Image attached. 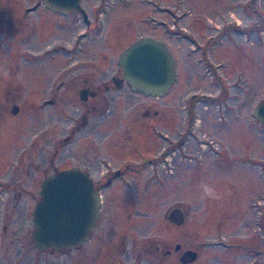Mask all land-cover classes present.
I'll return each instance as SVG.
<instances>
[{
  "label": "rangeland",
  "instance_id": "obj_1",
  "mask_svg": "<svg viewBox=\"0 0 264 264\" xmlns=\"http://www.w3.org/2000/svg\"><path fill=\"white\" fill-rule=\"evenodd\" d=\"M35 1L0 0V35L4 36L0 40L10 42L0 45V82L7 78L12 83V96L19 106L13 114L11 102H4L0 112V264H28L40 257L34 256L38 253L31 238V219L42 180L48 174L74 166L81 168L79 163L98 159L103 163L92 173L98 179V172L107 170L106 167H120L128 156L138 158L135 150L125 154L116 150L115 144L131 133L150 132L147 127L132 125L136 118H145L147 108L159 111L155 118H160L163 130L167 131L165 118H182L186 114L183 105L191 113L195 111L197 117L200 114L202 118H213V123L203 124L205 133L212 136H217L214 118L241 119L231 130L223 132L220 140L212 139L214 142L203 146L204 150L192 151L194 155L190 153L189 160L183 161L176 171L160 167L158 180L153 177L154 162L138 161L140 173L134 178L140 183L141 201L137 208L141 214L135 217L131 213L128 219L126 210L125 218L114 220V228L118 223L121 236L128 243H160L163 239L175 244L182 242L186 248L198 251L199 257L192 264L264 261L262 252L254 254L258 250L264 252V130L253 115L254 108L264 100V0H82L90 20L101 24V31L95 33L94 39H80L70 24L77 18L81 32L85 28L81 14L71 11L62 16L66 27L59 31L62 48L57 49L52 69L49 63L46 68L47 62L40 54L31 58L26 49L25 8ZM18 14L20 17L16 18ZM218 15L230 21L235 19L238 25L232 36L234 41L226 39L217 46L216 56L207 58L212 63L211 69H206L208 61L200 60L199 54L190 57L178 53L175 57L178 81L165 96H145L131 90L129 84L122 88L113 86L108 95L112 98L91 109L95 115L102 113L96 128L100 133H95L96 129L86 130L73 145L71 138L68 143L65 140L71 136L73 124L81 121L77 109L82 108V103L67 104L63 100L59 106H42L40 97H33L37 84L50 87L56 84L58 89L64 83L61 91L73 92L76 75L79 85L84 78L98 84L107 77L106 73L117 69L121 52L141 36L151 35L168 45L177 41L185 46L184 37L188 36L185 28H194L196 20H218ZM42 16L51 19L48 13ZM9 24L12 29L2 33L1 29ZM198 25L196 31L200 34L201 22ZM173 33L176 36L170 40ZM9 49L12 54L7 56ZM7 61L12 68L9 73L2 68ZM59 72L63 77L57 76ZM40 74L46 78H40ZM211 77V82L219 84L222 91L219 105L207 101L215 99V93L213 97L204 95L197 104L186 98L185 102L178 100L180 95L196 93L199 97L207 90L214 91ZM232 85L238 97L226 99ZM245 118H253L252 133ZM149 147L152 150L156 145ZM215 148L221 149V156L214 153ZM246 157L252 158L250 162H245ZM205 185L214 190V196L204 194ZM172 206L185 211V215L180 211L181 226L166 216ZM15 219L18 221L14 224ZM101 223L102 229L107 224L104 217ZM6 224L8 229L4 231ZM86 247L78 250L79 259L84 262H87ZM75 252L46 251L41 258L46 262L52 260L53 264H77ZM151 264L167 262L156 260Z\"/></svg>",
  "mask_w": 264,
  "mask_h": 264
},
{
  "label": "flooded vegetation",
  "instance_id": "obj_2",
  "mask_svg": "<svg viewBox=\"0 0 264 264\" xmlns=\"http://www.w3.org/2000/svg\"><path fill=\"white\" fill-rule=\"evenodd\" d=\"M25 11L28 13V21L24 20V27L27 32L25 43L28 44L26 49L31 58H33V56L36 54H40L42 58H44V61L47 62L45 63L46 68L47 64L49 63L50 69H52V66H55L56 64L57 53L59 51L57 49L62 48L61 42H59V40H62V37H60L61 32L59 31L66 27L62 21V16L66 14L62 13L59 9L47 7L43 0H36L35 3L25 8ZM32 13H35L33 14L35 15L34 18H32L30 15ZM45 13L50 14V16H48L51 18L50 20H48L47 16H42ZM19 17L20 16L18 14L16 18ZM24 17L25 16H23V18ZM218 18V20L206 18L203 22L202 20H196L198 24L201 22L200 27L203 30L200 32V34H198L196 31V27L199 26L198 24H196L194 28L192 26L190 28H185V31L188 32V36L184 37L186 38L184 43L187 42V45L183 43L185 46L179 44L177 41H172L171 43L169 42L168 46L174 58L178 53H180L182 56L190 57L193 55L198 56L197 54H199V59L207 62V58L212 59L216 56L217 46L221 45L223 41L228 39L233 42V38L235 36L233 38L232 36L237 32V21L235 19L230 21L229 19L223 18L221 15H218ZM34 19H38V21L35 22ZM80 21L85 25V28L81 32L78 31L77 18H75L70 24V26H74L72 32H75L74 35L80 39H88L89 37L94 39V36L96 35L95 33L101 31V24H99L97 20L92 21L89 18V22H86L83 15L81 14ZM12 26L13 25L9 24V27L2 28L1 32L3 33V31L12 29ZM41 30L43 33H41ZM175 36L176 35L173 33L169 39L172 40V38ZM1 37L4 36L0 35V38ZM177 39H180V37ZM35 42L36 45H34ZM9 43V40H0V45L2 46L8 45ZM11 54L12 50L9 49L8 52H6V55L10 56ZM206 65V69H211L213 67L210 61H208V64ZM117 66V69L113 73H106L107 77L98 84L92 82L89 83V80L84 78L82 84L79 85L78 75H76L74 80L77 81V83L74 87L75 90H73L71 93L66 92L68 89H65V92L61 91V86L64 83L59 86L58 89L56 84L51 87L48 85L46 86L45 84H37V88L34 89L32 94L33 97H40L39 101L42 106H59L62 104L63 100H67V104H72L74 102L82 103V108L77 109V114L81 116V121L73 124L71 136L69 135L68 138H66L65 143H68L71 138V143L73 145L84 131L98 128L97 121L101 118L102 113L98 115L94 114L93 110L96 104L103 102L107 103L108 99L112 98H109L108 95L110 91L113 90V86L117 88H122L125 85L128 86L129 83L123 78V71L118 61ZM2 68L3 71H8V73L12 70L9 61H7L5 66ZM60 73L61 72H59L57 76H60ZM39 76L40 78H46L44 74H40ZM60 77H63V74ZM177 77L178 76L176 72L175 82L178 81ZM9 79L11 80L12 77ZM212 79L213 78L211 77L209 81L214 86V91L207 90V92L202 93V96L199 97L196 93L180 95L178 100L185 102L186 98L187 101L192 100V102L194 101L195 104H197L200 102V100H203L204 95L213 97L212 95L215 93V99L208 98L207 101H209L211 104L215 103L216 105H219L222 91L221 88L219 89V84L216 82H211ZM129 86L131 88L130 84ZM131 90L133 89L131 88ZM12 91V83L9 82L7 78L3 79L2 82H0V112L4 109L5 103L11 102V112L14 114V109L18 105H16L14 102ZM229 91L230 94H225L226 99H237L238 92L235 90V87L233 88V85ZM150 107L144 112L145 118H136L132 122L133 126L135 124L140 128L147 127L150 129V132H143L142 134L137 133V135L131 133L129 137H125L115 144V149L125 151V154L135 150L137 152L136 155L138 158L128 156L126 158L127 162H125L122 166L115 168L106 167L107 170L98 172V174H100L98 179H94L92 177V173L97 170V167L100 163H103L102 161L95 159L88 160L86 163H79L81 169H84L89 173L93 180L95 189L101 196L100 216L96 222L95 229L90 233L89 240L84 244H80L70 249L47 251L50 253L57 251L63 252L66 250H73L74 252L76 251L75 254H77V264H151V262L156 260L167 262V264H173V261L176 260V258L178 259L177 264H192V262L186 261V252L193 249L186 248L182 242L175 244L172 241L163 239L160 243L153 241L148 243L146 242L145 244L136 242L128 243L125 241L124 236H121L122 232L118 228V223L115 225L117 228H114V220H117L120 217L125 218L124 215L126 210H128V219L132 217L131 213H133L135 217H138V215L141 214L140 210L137 208V205L141 201L140 183L137 178H134L140 173V170L137 168L139 164L138 161L145 159L148 162H154L156 165V171H153V177L158 180V177L161 176L159 175L160 167H169L173 171H176L177 167H182L181 163L183 161L189 160V155L192 153V151L198 152L199 150H204L203 146H207L209 143L214 142L212 139L220 140L223 132L231 130L233 124L239 122L241 118H214L217 120V124H213L215 128L214 133L217 136H212L211 134L205 133L206 131L204 130L206 129V126H203V124L213 123V118H202V115L200 114L199 117H197L195 111L191 113V110L186 105H183L184 108L186 107L185 110H183L186 112V114L182 118H165V123L167 126V131H165L163 130L164 127L160 123V118H155L159 115V111L154 108L152 112ZM245 119L247 129L249 131L251 129L252 133L254 126L251 119L253 118ZM96 130L97 132L95 133H100L98 129ZM48 142L51 143L52 140H49ZM149 145H151V147H149ZM155 145L156 147L153 148ZM148 147L153 149H148ZM215 149L216 150L214 153H216L217 156H221V149ZM191 155H194V153ZM251 159L252 158L249 157L245 162H250ZM103 160H105L106 163V159ZM191 160L194 161L195 159L192 157ZM145 182H147V180H145ZM169 201L172 203L174 202L173 199H170ZM180 211H182L185 215V211L183 209L172 206L166 215L168 220L172 221L170 217H172L175 212L180 214ZM103 217L106 219L107 224L101 229L100 227L102 226L101 221ZM17 221L18 220L15 219L13 223L15 224ZM172 222L174 223V221ZM10 224L11 222L9 223V228ZM176 225L181 226L177 223ZM3 229L4 231H7L8 225L6 224L3 226ZM87 243L88 245H85ZM85 246H88L84 251L85 255L87 256V262H84V259H79L78 250ZM35 250H37L38 254H36ZM35 250L34 256L39 255L40 257L38 259H31V261L34 260V262L29 261L28 264H53L52 260L46 262L44 258H41V254L46 251H41L37 248H35ZM196 252L198 259L199 254L198 251ZM256 252L257 253L254 254L260 255L261 252L264 254L262 250H258ZM147 256L152 257L153 259H149ZM250 264H264V261L252 259Z\"/></svg>",
  "mask_w": 264,
  "mask_h": 264
},
{
  "label": "water",
  "instance_id": "obj_3",
  "mask_svg": "<svg viewBox=\"0 0 264 264\" xmlns=\"http://www.w3.org/2000/svg\"><path fill=\"white\" fill-rule=\"evenodd\" d=\"M43 2L64 14L79 11L89 22L82 0ZM118 63L131 88L145 96H165L176 81V61L168 45L151 36H142L133 42L120 54ZM18 110L16 106L14 112ZM253 114L264 129V100L254 108ZM39 195L31 219L35 248L41 251L70 249L89 240L100 216L101 196L86 170L71 167L48 174L42 180ZM180 217L181 213L175 212L170 218L180 224L183 222ZM196 258V251L186 252L187 262Z\"/></svg>",
  "mask_w": 264,
  "mask_h": 264
},
{
  "label": "clouds",
  "instance_id": "obj_4",
  "mask_svg": "<svg viewBox=\"0 0 264 264\" xmlns=\"http://www.w3.org/2000/svg\"><path fill=\"white\" fill-rule=\"evenodd\" d=\"M203 190L206 196H214V190L209 188L208 186H203Z\"/></svg>",
  "mask_w": 264,
  "mask_h": 264
}]
</instances>
